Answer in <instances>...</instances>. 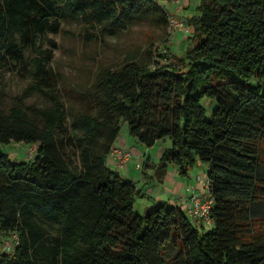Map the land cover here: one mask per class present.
Returning a JSON list of instances; mask_svg holds the SVG:
<instances>
[{"label":"trees","instance_id":"1","mask_svg":"<svg viewBox=\"0 0 264 264\" xmlns=\"http://www.w3.org/2000/svg\"><path fill=\"white\" fill-rule=\"evenodd\" d=\"M146 19L169 24L168 8L158 0H0V71L33 75L9 109L0 98V238H20L0 264H264V0H201L188 18L183 66L153 51L102 66L71 111L51 65L65 24L83 26L91 41ZM35 91L51 105L27 104ZM206 100L215 103L210 115ZM123 122L148 147L171 139L162 172L174 164L185 178L209 164L210 230L168 201L135 210L142 188L108 165ZM13 141L36 146L33 158L3 152Z\"/></svg>","mask_w":264,"mask_h":264},{"label":"rangeland","instance_id":"2","mask_svg":"<svg viewBox=\"0 0 264 264\" xmlns=\"http://www.w3.org/2000/svg\"><path fill=\"white\" fill-rule=\"evenodd\" d=\"M187 2V0H185ZM201 0H188L187 15L197 12V6ZM171 6L173 3L171 2ZM189 16H187L189 18ZM83 26L75 23H66L64 30L57 36L59 47L56 50V56L51 62L55 71L61 74L60 83L55 92L65 101L71 111L80 108L81 102L78 98L79 92L85 90L93 81L95 73L102 66L116 65L130 57H143L147 51L155 52V59L161 62L183 66L179 57L183 52L192 45L190 41V33L185 31L171 32L169 24H154L151 20H141L134 23L127 30H104L99 35L93 37L90 41L86 38ZM167 50L172 56L167 59L163 53ZM32 57V54H30ZM33 83V75H22L18 72L5 68L0 71V98L4 109H9L14 103V97L21 94L29 85ZM4 92V93H3ZM27 104L38 107H47L51 105L49 98L42 93L35 91L26 99ZM208 107V115L215 107V103L206 100ZM67 127L71 126V121L67 122ZM64 136V133H60ZM119 144L125 143L134 151L135 148L141 150L142 155L135 153L133 160L123 169L121 173L127 175L130 180L142 177L145 182L144 187L139 184L144 194L136 198L135 210L140 214L148 213L149 209L145 208L147 201L154 199H171L172 193L168 188L181 185L182 182L190 184L192 189L197 192L205 190L206 171L209 168L207 163H198L189 173L188 177H182L179 167L169 164L167 167L166 178H162L164 172L159 168L161 163V153L163 147L167 146L164 140L158 141L154 146L148 147L138 141L129 133L128 125L123 122L122 129L117 140ZM36 150V146L31 143L13 141L10 144L1 146L3 152H7L17 161H29L33 158L32 149ZM66 150L71 154L75 162H79L77 150L68 144ZM264 156V151H263ZM139 157H141L142 167L138 166ZM159 163V166L149 167L147 162L149 158ZM153 162V164H154ZM112 170H117L115 165L110 163ZM131 166V174H128V167ZM155 168V169H154ZM147 173H145V172ZM165 179V180H164ZM139 182V180H137ZM148 181V183H147ZM186 192V190H183ZM187 195V194H186ZM188 196H186L187 198ZM185 198V200H187ZM168 201V200H167ZM264 214V212H263ZM264 216V215H263ZM202 227V226H201ZM211 225L205 230H210ZM9 240L3 241L0 238V253L13 252V237L8 236Z\"/></svg>","mask_w":264,"mask_h":264},{"label":"built area","instance_id":"3","mask_svg":"<svg viewBox=\"0 0 264 264\" xmlns=\"http://www.w3.org/2000/svg\"><path fill=\"white\" fill-rule=\"evenodd\" d=\"M162 5L168 8L169 16V27L171 32L185 31L186 33H191L192 27L189 19L185 13V1L184 0H158ZM171 2L173 6H171ZM164 55L167 59L172 60L171 54L165 50ZM32 154H35L34 147L32 149ZM111 156L114 158L116 164L121 168H125L134 158L135 153L127 148L115 146L112 150ZM138 166L142 167L141 161L138 162ZM206 177H208L207 173ZM215 206V198L210 189L209 179H206L205 190L201 192L193 193L189 200L187 206V212L193 221L203 227L209 225L213 226V209ZM13 237L14 247L20 243V238L17 234ZM9 240L8 238H3V241Z\"/></svg>","mask_w":264,"mask_h":264},{"label":"crops","instance_id":"4","mask_svg":"<svg viewBox=\"0 0 264 264\" xmlns=\"http://www.w3.org/2000/svg\"><path fill=\"white\" fill-rule=\"evenodd\" d=\"M185 1V0H184ZM185 3H187L186 4V7H188V0H187V2L185 1ZM185 7V13H186V15H187V13H188V9ZM187 16H189V15H187ZM162 140H164V141H166L167 142V146H165V147H163V149H162V153H163V151L165 150V148L166 147H170L171 146V139L170 138H165V139H162ZM116 146H118V147H124V148H127V149H130L129 147H128V145L127 144H125V143H122V144H119V142L117 141L116 142ZM130 150H132V149H130ZM133 151V150H132ZM134 153H136V154H138V155H142V152H141V150L140 149H138V148H135L134 149V151H133ZM162 153H161V156H162ZM142 156H145V154H143ZM153 160L151 159V157L149 158V160H148V162H147V165H149V167H152V166H156L155 168H157V166H159V163H155L154 162V164H153ZM110 163H112V164H114L115 165V167H116V171H118V172H120L121 173V168L116 164V162H115V160H114V158L112 157V156H110V159H109V163H108V165L110 164ZM154 168V169H155ZM128 174H131V166H129L128 167ZM145 172V171H144ZM147 172V171H146ZM145 172V173H146ZM167 171H165L164 173H163V175H162V178H166V173ZM122 174V173H121ZM147 174V173H146ZM123 175V174H122ZM123 176H127V175H123ZM127 178V177H126ZM137 180H139V182L137 181ZM165 180V179H164ZM132 181L137 185V187H139L138 185L139 184H141V186H143L144 187V184H145V182H143V179H142V177L141 178H139V179H137V178H135V179H132ZM147 183H148V181H147ZM199 185V184H198ZM197 185V190H195V189H192L191 188V186H190V184H188V183H185V182H182V184L181 185H179V186H177L176 185V187H173V188H168V190H169V192H171L172 193V195H173V197L171 196V199H154V200H152V201H147V205H146V207L145 208H151L152 206H154L156 203H158V202H160V201H167L168 200V202H171V203H174V204H179V205H181L182 206V208L184 209V210H186L187 211V206H188V200H189V198H190V196L193 194V193H196L197 191H199L198 190V188H199V186ZM186 190V192H184L183 190ZM187 194V195H186ZM186 196H188L187 198H186ZM185 198L187 199V200H185Z\"/></svg>","mask_w":264,"mask_h":264}]
</instances>
